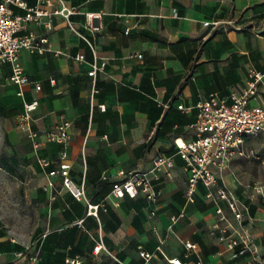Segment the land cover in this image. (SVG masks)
<instances>
[{"label":"crops","instance_id":"0c3cea01","mask_svg":"<svg viewBox=\"0 0 264 264\" xmlns=\"http://www.w3.org/2000/svg\"><path fill=\"white\" fill-rule=\"evenodd\" d=\"M61 1L78 14L68 20L54 15L50 28L28 25V32L47 39L49 50L21 52L19 67L30 81L22 87L24 98L10 81L11 65L0 66V114L17 113L16 119L23 102L39 103L31 123L35 141L16 127L11 130L6 119L3 142L9 152L3 161L29 215L24 230L8 231L0 223V264H15L20 255L27 264L28 246L40 250L36 264H169L165 257L181 264H246L249 255L234 258L219 243V217L202 185L195 202L186 203L188 176L179 157L154 182L156 203L143 195L118 199L112 191L129 173L149 170L156 157L174 156L176 140H193L197 103L211 95L231 103L255 74L264 75V0ZM23 2L26 8L13 7L16 16L35 7L49 13L61 9L59 0ZM87 13L97 16L99 32L85 27ZM68 22L92 39L97 58L106 62L94 81L88 76L92 51ZM79 54L84 63L74 61ZM258 90L253 106L264 104V77ZM63 121L71 123L66 143L51 138ZM253 140H247V155L232 162L219 185L243 205L245 224L264 257V200L254 190L264 185V173L241 164ZM260 153L264 157V145ZM61 167L84 188L85 200L73 197L59 172L50 175ZM88 205L104 208L88 215ZM219 206L231 218L226 203ZM182 211L185 216L173 223ZM98 242L117 260L105 251L95 256ZM186 243L196 248L187 251ZM141 251L152 254L149 262Z\"/></svg>","mask_w":264,"mask_h":264},{"label":"built area","instance_id":"2783aa9c","mask_svg":"<svg viewBox=\"0 0 264 264\" xmlns=\"http://www.w3.org/2000/svg\"><path fill=\"white\" fill-rule=\"evenodd\" d=\"M43 2L44 0H38ZM61 2V9L54 13H49L39 7L27 9L23 16H16L13 7L26 8L23 0H0V66L10 64L12 67V76L10 81L19 88L17 96L24 98L22 87L30 84L28 77L19 67V59L21 52H27L31 55L43 54L49 47H46L48 41L39 38L35 33L28 32L27 28L30 23H35L46 28H50L52 18L59 14L67 20L72 15L78 14L76 8H67ZM49 3V2H48ZM95 14H85V27L92 33L99 32L100 27L94 25ZM47 18L45 22L43 19ZM209 23H204L208 26ZM217 25V23H216ZM68 27L78 38L83 40L92 51L94 62L91 64V71L88 76L93 81L99 71H103L106 62L99 61L96 55V49L88 36L77 31L73 25L68 22ZM129 30H126V34ZM139 60L142 55H137ZM74 61L84 63V55H77ZM264 75L255 74L244 90L239 95L231 96V103L218 95L201 100L195 106L197 110L196 120L191 125L194 133L193 140L184 142L182 140L175 141L176 153L172 157L159 156L152 160L151 168L147 171H133L128 174L127 178L114 187L112 193L122 199L128 196L131 199L143 195L150 202L156 203L157 193L155 191L154 182L159 181L162 173L168 171L173 164V158L179 157L185 164L187 172V190L186 203H194L198 186L202 185L206 189V198L210 199L215 205V213L219 217V222L226 225L222 227L218 222L215 230L220 234L219 243L225 246V249L232 253L234 258L242 255H249L246 264H264V257L259 255L254 246L252 235L245 224V215L243 205L234 197L233 193L225 186L219 185V180L223 174L230 170L232 162L238 157H245L246 142L249 139H255L264 135V104L253 106L252 102L259 98L258 84L262 81ZM54 84L55 81L51 80ZM35 90L40 91L41 86L35 84ZM39 106L35 99L31 102H23V110L17 116V128L28 134V137L35 141L37 134L31 130V123L34 113ZM102 110L105 106L100 107ZM179 110L188 112L189 109L183 106L178 107ZM71 123L63 121L56 127V132L51 137L60 143H66L69 136ZM35 148L38 144L35 143ZM67 158V154L63 153L62 160ZM44 165L47 163H43ZM60 173L64 178L63 184L73 197L78 200H85V191L83 187L76 186L69 178L67 169L61 167L59 171H52L51 176ZM256 194L264 200V185L257 184L254 186ZM224 201L228 207L231 218L227 217L219 203ZM104 205H88V215L97 216L99 208ZM185 216L184 211L178 217H172L175 223L178 218ZM232 219V220H231ZM80 221L79 224H82ZM186 250L195 249V245L185 244ZM32 246L27 247V264H36L39 259L40 250L35 248L31 251ZM100 251H105L110 257L117 260L104 246L102 242L96 243L93 254L98 256ZM160 251V248H158ZM140 256L149 262L152 254L145 251L140 252ZM169 264H181L179 259H167ZM24 256H19L15 264H26ZM69 264H82L80 260H70Z\"/></svg>","mask_w":264,"mask_h":264},{"label":"rangeland","instance_id":"374dc122","mask_svg":"<svg viewBox=\"0 0 264 264\" xmlns=\"http://www.w3.org/2000/svg\"><path fill=\"white\" fill-rule=\"evenodd\" d=\"M17 113L0 114V223L6 226L8 231L24 230L26 229L25 220L29 212L26 209L25 201L17 193L19 190L18 183L15 184L14 180L9 177L7 170V162L3 159L9 152V145L3 142L5 138V125L6 119H9L10 129L17 128ZM264 145V135L250 141L248 145V157L241 161L244 168L259 171L262 175L264 173V157L261 156L260 149ZM257 151V152H256ZM257 158V159H256Z\"/></svg>","mask_w":264,"mask_h":264}]
</instances>
